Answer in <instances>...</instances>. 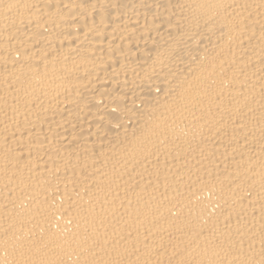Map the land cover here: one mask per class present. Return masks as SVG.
<instances>
[{
	"label": "bare ground",
	"instance_id": "obj_1",
	"mask_svg": "<svg viewBox=\"0 0 264 264\" xmlns=\"http://www.w3.org/2000/svg\"><path fill=\"white\" fill-rule=\"evenodd\" d=\"M0 264H264V0H0Z\"/></svg>",
	"mask_w": 264,
	"mask_h": 264
}]
</instances>
